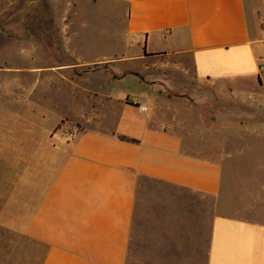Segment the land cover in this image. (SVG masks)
I'll use <instances>...</instances> for the list:
<instances>
[{
	"label": "crops",
	"instance_id": "1",
	"mask_svg": "<svg viewBox=\"0 0 264 264\" xmlns=\"http://www.w3.org/2000/svg\"><path fill=\"white\" fill-rule=\"evenodd\" d=\"M109 1L126 12L137 59L174 57L186 82L91 71L104 77L91 91L103 120L53 168L61 179L41 196L39 226L24 231L38 258L29 264H264V167H231L225 186L223 162L190 142L235 139L257 116L249 108L264 112V0ZM124 79L134 87L118 90ZM167 87L168 99L189 88L201 111L164 121L148 102ZM138 178L159 189L141 195Z\"/></svg>",
	"mask_w": 264,
	"mask_h": 264
},
{
	"label": "rangeland",
	"instance_id": "2",
	"mask_svg": "<svg viewBox=\"0 0 264 264\" xmlns=\"http://www.w3.org/2000/svg\"><path fill=\"white\" fill-rule=\"evenodd\" d=\"M113 7L109 0H0V264L38 259L24 231L39 226L41 196L60 181L62 173L54 169L68 159L73 137L103 120L104 100L91 91L105 88L104 77L91 71L139 72L148 79L165 74L186 82L175 75L181 65L174 57L137 59L140 47L123 38L126 12ZM127 81L114 85L134 87ZM171 90L159 98L154 89L149 93L148 103L163 112L164 121L173 112L179 123L185 113L201 111L189 102V88L172 91L168 99ZM249 109L257 116L245 130L236 129L241 132L235 139L190 141L223 162L225 186L231 167H264V112ZM138 180L141 195L159 189L149 179Z\"/></svg>",
	"mask_w": 264,
	"mask_h": 264
},
{
	"label": "built area",
	"instance_id": "3",
	"mask_svg": "<svg viewBox=\"0 0 264 264\" xmlns=\"http://www.w3.org/2000/svg\"><path fill=\"white\" fill-rule=\"evenodd\" d=\"M134 103H136L137 104V108L140 110V111H146L147 110V107L145 106V105H142V104H139V103H137V101L136 100H132Z\"/></svg>",
	"mask_w": 264,
	"mask_h": 264
}]
</instances>
